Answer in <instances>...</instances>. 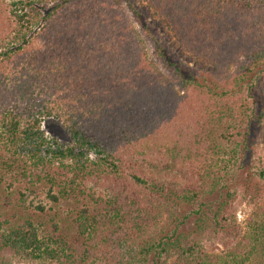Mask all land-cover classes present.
<instances>
[{
    "label": "trees",
    "instance_id": "16d2710c",
    "mask_svg": "<svg viewBox=\"0 0 264 264\" xmlns=\"http://www.w3.org/2000/svg\"><path fill=\"white\" fill-rule=\"evenodd\" d=\"M144 1L217 79L132 0H0V264H264V0ZM208 230L239 239L212 254Z\"/></svg>",
    "mask_w": 264,
    "mask_h": 264
},
{
    "label": "rangeland",
    "instance_id": "374dc122",
    "mask_svg": "<svg viewBox=\"0 0 264 264\" xmlns=\"http://www.w3.org/2000/svg\"><path fill=\"white\" fill-rule=\"evenodd\" d=\"M132 1L134 2L136 8L139 11H141L142 16L144 17L146 22H148V24L151 27L158 29V33L164 37L168 48H170V50L176 54L177 58L180 61H182L188 67H191L192 69H194V71L198 75L202 74L205 77H208L210 79H217L216 74H214V72L206 64H204L201 60H195L189 52L178 47V42L173 32L166 26V24L163 23V21L158 16V14L148 6V3L146 1L144 0H132ZM128 14H129V19L134 25L139 37L144 42V47L148 53L149 59L153 60L152 43L150 41H147L144 38L140 25L136 21L133 14L130 12ZM41 127L45 131L46 137L50 138L54 136L59 141H68V136L65 134L62 128L55 121L49 120L45 124L42 123ZM257 134H258L257 135L258 147L256 149V153L260 158L261 167L264 170V128L261 129ZM144 172L148 177H150L151 179L155 181L175 183L180 186H184L185 184L182 180H180L179 178L175 177L174 175L166 171H159V170L145 168ZM260 190L262 193V195L260 196L262 197V200H263L264 199V178L260 182ZM258 205H257V202L250 200V199H247L245 201H240V200L235 201L231 211L235 216L236 223L242 229H246L248 220L253 215V212L257 209ZM187 211H188V208L186 206H176L174 208L175 215L178 219H181L182 217H186ZM167 216H168V213L164 212L163 222H166ZM193 228H194V217L187 216V218L184 221V224L180 227V231L185 232V231L192 230ZM194 239L207 252L212 253V254H221V253L227 252L230 248H232L237 242V240L239 239V237H234V236H231L225 233H214L213 231L208 230L200 235L195 236ZM173 260L174 258L171 257L168 260L167 264H171Z\"/></svg>",
    "mask_w": 264,
    "mask_h": 264
}]
</instances>
